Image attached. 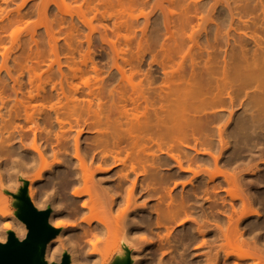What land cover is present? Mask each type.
Here are the masks:
<instances>
[{"label":"bare ground","instance_id":"6f19581e","mask_svg":"<svg viewBox=\"0 0 264 264\" xmlns=\"http://www.w3.org/2000/svg\"><path fill=\"white\" fill-rule=\"evenodd\" d=\"M90 1L99 12L116 7L111 29L133 53L107 24L95 43L85 18L86 45L54 33L45 46L32 31L17 42L22 53L0 50V241L11 229L27 234L6 192L28 182L32 202L52 204L61 227L49 262L67 252L71 264H141L154 246L148 264H263L264 0ZM8 13L9 25L24 18L20 7ZM43 65L57 66L53 80L41 78ZM155 229L165 233L153 242Z\"/></svg>","mask_w":264,"mask_h":264},{"label":"rangeland","instance_id":"374dc122","mask_svg":"<svg viewBox=\"0 0 264 264\" xmlns=\"http://www.w3.org/2000/svg\"><path fill=\"white\" fill-rule=\"evenodd\" d=\"M95 2H97L98 3V0H94ZM149 1V0H148ZM147 0H146V2H148ZM151 1V0H150ZM155 1V0H154ZM154 1H151V2H149V3H146V4H148V5H143L142 7H144V9H145V6H149V5H151L150 3H153ZM163 1V0H162ZM165 1V0H164ZM90 2H92V1H90V0H64V1H62V0H7V3H5V2H3V1H0V10L1 9H3L0 13H1V15L3 14V15H5L7 12H10V13H8V18L10 17V16H13L14 17V15L16 16V9L18 8V7H20V11H21V13L22 14H24V18H23V20H21V21H19L18 23L16 22V23H13V24H11V25H9V23H7L8 21L7 20H9V19H7V17L5 16V18H2V16L0 15V32H1V34H0V37L3 35V38H4V40L0 43V50H5L4 48H7L6 50H8V48H9V50L12 52V54H13V56H15V55H18V52H19V54L20 53H22V50L19 48V46H18V43H19V45L21 44V43H24L25 42V44L27 45V42L28 43H30L31 42V37H32V35H31V33H32V31H34V34H33V37L36 39V40H38V41H42L41 43L43 44V41H45L44 42V45L45 46H47V40L52 36V38H53V34L55 33V37H57V38H60L59 40H60V42L61 43H63L64 42V40H63V38L66 40H73V39H75V38H81V40L82 39H84L85 38V33L87 34V32H89V28L90 27H88L87 25H85V24H83V22L81 21V18H85L86 20H88V21H91V23L93 24V26L96 28H98L99 30H101L102 28H101V26L104 24V25H106L107 24V28H108V34L111 36V39H110V37H109V35H108V37H109V39L110 40H112V38H113V40L114 41H116L115 39H117L118 40V34H114V32H113V30L111 29L112 27H111V25H113V20H115L114 18V16L115 15H113L114 13L115 14H117L118 12H116L117 10H116V7L114 8V7H112V8H114L115 9V12H113V14H111L112 13V11H114V9L113 10H111L110 9V11H108V10H106L104 7L105 6H100V7H103L105 10H106V12H104V15H105V13H109V14H111L112 15V17L113 18H109L110 16H108L107 14L105 15V17L107 16L108 18H103L102 17V13H100L101 11H105L103 8L101 9L100 7V12H99V10H96V9H94L93 7V4L92 3H90ZM167 2V1H166ZM165 2V3H166ZM56 3H59L60 4V8L57 6V4ZM97 3H95V4H97ZM154 3H157L158 4V2L156 1V2H154ZM175 4H177V3H175ZM139 4H137V5H134V6H138ZM142 5V4H141ZM141 5H140V7H138V8H142L141 7ZM178 5V4H177ZM152 6H154V5H152ZM152 6H150V9H152L151 7ZM166 6L167 7H169L170 8V6L171 5H167L166 4ZM173 6V5H172ZM174 6H176V5H174ZM107 8H108V6H107ZM110 8V7H109ZM108 8V9H109ZM133 8V7H132ZM131 8V9H132ZM136 8V7H135ZM146 8H149V7H146ZM172 8H174V7H171V9ZM176 8H177V10H176ZM176 8H174L175 9V11H177L178 12V7L176 6ZM118 9V8H117ZM134 9V8H133ZM127 10V9H126ZM136 10V9H135ZM140 10V9H139ZM138 10V11H139ZM147 10V9H146ZM146 10H144V11H146ZM11 11H14L13 13H14V15H13V13H11ZM123 11H125V9L123 10ZM131 11V10H130ZM134 11V10H133ZM134 11L135 13H132V11H131V14H133V15H135L136 14V16H139L138 18V20L140 21L141 20V25H143L142 24V22H144L143 20H144V17L143 16H141V15H137L138 13H140L141 11ZM180 11V10H179ZM119 12H121V11H119ZM128 10H127V12H121V13H127V15H129L128 14ZM148 12H149V10H148ZM130 13V12H129ZM159 13V12H158ZM158 13H153V15H151L152 16V24L153 25H155L156 24V20H157V22L159 23V22H162V16H161V14H159L160 15V17H158ZM103 15V16H104ZM120 15H123V14H120ZM155 15V16H154ZM130 16V15H129ZM124 17H125V14H124ZM140 17H141V19H140ZM162 17V18H161ZM12 18V17H11ZM128 18H130V17H128L127 16V19ZM161 18V19H160ZM82 19V20H83ZM125 19V18H124ZM131 19V18H130ZM159 19H160V21H159ZM3 20H5L4 21V23H3ZM155 20V21H154ZM71 21H74V22H78L79 24V26H80V28H82V31L80 32V34L78 33V34H76V33H72V30H71V27H72V23H74V22H72L71 23ZM150 21V22H151ZM82 24V25H81ZM151 24V23H150ZM4 25V27L3 28H6L5 30H2L3 28L1 27V26H3ZM5 25H9V26H6L5 27ZM103 25V26H104ZM140 25V26H141ZM153 28V26L152 25H150V29H152ZM96 28V29H97ZM95 30L94 32H95V34L94 33H92L93 34V38H94V40L93 41H95V43H97V44H100L101 43V40H100V32L98 33V31L99 30ZM123 30H119V31H121V32H118L119 34H122V35H124V34H126V35H128L129 34V36L132 34L133 36H134V33H130L131 31L129 30V32L128 31H126V28H125V30H124V28H122ZM138 30V31H137ZM136 31H137V33L139 32V28L137 29ZM102 32H103V34H104V28L102 29ZM111 32H113V33H111ZM127 32H128V34H127ZM50 34H51V36H50ZM74 34H76V35H74ZM140 34V33H139ZM138 34V35H139ZM101 35H102V33H101ZM136 35V34H135ZM149 35H150V33H149ZM137 36V35H136ZM139 36H141V35H139ZM139 36H138V38H139ZM32 37V38H33ZM123 37V36H122ZM121 37V39L123 40H118V42L119 41H121L123 44H124V46L126 47V43H125V41H126V39H125V41H124V38H122ZM131 37V36H130ZM149 37V36H148ZM136 38V37H135ZM134 38V39H135ZM151 38V37H150ZM102 39V38H101ZM108 39V40H109ZM120 39V38H119ZM133 38L131 37V41H132V43H130V45L132 44V45H134L133 44V41L134 40H132ZM63 41V42H62ZM86 40L84 39V44L86 43L85 42ZM98 41V42H97ZM135 41H136V39H135ZM18 42V43H17ZM21 42V43H20ZM100 42V43H99ZM120 43V42H119ZM121 44V43H120ZM129 44V43H128ZM136 44V46H137V43H135ZM22 45V44H21ZM86 45V44H85ZM105 45V44H104ZM122 45V44H121ZM131 45V46H132ZM44 46V47H45ZM123 45H122V47H124ZM128 46V45H127ZM130 46V47H131ZM135 46V45H134ZM134 46H132L131 48H137L136 46L134 47ZM124 47V48H125ZM97 48V52H96V50H94V49H96ZM96 48H95V46L93 47V52H96V53H93L92 52V54L94 55L95 54V56H96V58L98 59V60H103V58H104V60H103V62L104 61H107V57H108V52L105 50V49H99L100 47L99 46H96ZM108 48V47H107ZM129 48V47H128ZM125 48L126 49V52L128 51H131V49L129 48ZM43 49H45V48H43ZM20 50V51H19ZM46 50H47V47H46ZM46 50H44V52L45 53H47L46 52ZM100 50V51H99ZM137 50V49H136ZM136 50H133L134 51V53L136 52ZM9 51V52H10ZM10 52V53H11ZM49 52H50V50H49ZM109 52H110V50H109ZM126 53V54H129V53ZM14 53H17V54H14ZM44 53V54H45ZM131 53H133L132 51H131ZM130 53V54H131ZM149 52H147L146 53V59H147V62H148V60H150L149 59V54H148ZM49 54V53H48ZM47 54V55H48ZM129 54V55H130ZM79 55V54H78ZM128 55V56H129ZM12 56V55H11ZM127 56V57H128ZM78 57V56H77ZM80 57V56H79ZM78 57V58H79ZM48 58H50L49 57V55H48V57H46V61H48V62H50L49 61V59ZM0 59H1V55H0ZM48 59V60H47ZM64 61H65V58H64ZM110 65V64H109ZM147 66V64L144 66V69H146L145 67ZM42 67H44L45 69L43 70V73L41 74V78H42V76H45L47 73L49 74V76L48 77H50V75H51V72H53V74H54V69H56L55 71L57 72V66H55V68L49 73V71H47V73H45V71H46V69H47V67L46 66H42ZM148 68V67H147ZM43 69V68H42ZM40 70H41V68H40ZM42 71V70H41ZM41 71L39 72V69L37 70V72H39V74L41 73ZM103 71H106V69H104ZM56 72H55V74H56ZM44 73H45V75H44ZM105 73V72H104ZM52 74V75H53ZM51 75V77H50V80H51V78L52 77H54V76H52ZM47 76V75H46ZM45 76V77H46ZM25 80H27V74L25 75ZM55 78V77H54ZM54 78H52V80L54 79ZM82 80V78H79V80ZM38 80H39V82H38ZM36 82H38V83H36V84H38V85H41V83H42V85H43V80L44 81H46L47 80V78L45 79H41V83H40V79H38ZM81 80L79 81V82H81ZM77 81H78V79H77ZM83 81V80H82ZM48 82H50L49 81V78H48ZM48 82L46 81V82H44L45 84V86H46V83H47V86L48 87H50V85H48ZM7 83H10V81H8ZM51 84V83H50ZM50 160H51V158H50ZM223 168V167H222ZM38 169V168H37ZM36 169V170H37ZM35 170V171H36ZM33 172H34V170H32ZM31 171V172H32ZM52 181V176L51 175H48V177L46 178V180H44V181H42L41 182V184L42 185H46L47 183H50ZM44 185V186H45ZM171 186H173L172 184H171ZM18 188L17 189H9V191H5L6 192V194L10 197V199H11V206H12V208H13V210L15 211L17 208L15 207V205L13 204V202H14V197H15V195H18L17 194V192H18ZM11 192H12V194H11ZM13 195V196H12ZM151 203H154L155 204V198H153L152 199V201H151ZM47 207H51L52 208V210H53V205L52 204H49L48 206H44L43 208H40V209H44V208H47ZM72 218V219H71ZM70 218V221L71 222H76L77 220L75 219V217H71ZM58 228H60L61 229V227H58ZM177 228L178 229H180V227H178L177 226ZM11 230H13L14 232H15V230L14 229H11ZM10 230H8V232H9ZM152 230H149L148 232H147V236H148V239H150V240H154L155 239V237L157 238L158 236L156 235V234H158V231L160 232V230L159 229H155V230H153L152 232H151ZM161 231H163L164 233H165V230H161ZM150 232V233H149ZM157 232V233H156ZM163 232H160V233H163ZM178 231H176V233H177ZM72 233V234H71ZM77 233V234H76ZM78 233H79V230L77 231H72V232H70V235L72 236V235H74V234H76V236L78 235ZM76 236H74V238H76ZM154 237V238H152L151 239V237ZM152 242V241H151ZM153 242H155V240L153 241ZM158 244H159V242H158ZM81 246V249H82V252L84 251V254L82 253V256H83V258H84V260H86L87 259V253L85 252V251H87V248H86V246H85V243H82V245H80ZM153 248H154V246H151L147 251H146V253H147V256H146V260H142V263L143 264H148V262H150L152 259H155V260H157V258H155L154 257V255H153ZM151 250V251H150ZM173 250V249H172ZM149 252H151L150 253V255H149ZM152 255V256H151ZM86 258H85V257ZM151 257V258H150ZM153 257V258H152ZM139 259H140V257H138ZM141 260V259H140ZM258 260V259H257ZM257 260L255 259V262L256 263H259V262H257ZM251 261V260H250ZM260 261V260H259ZM147 262V263H146ZM153 262H155V261H153ZM245 262H248L247 260L245 261ZM254 262V263H255ZM112 263V262H111ZM110 263V264H111ZM141 263V264H142ZM105 264H109V262L108 263H105ZM264 264V263H263Z\"/></svg>","mask_w":264,"mask_h":264},{"label":"water","instance_id":"95a60500","mask_svg":"<svg viewBox=\"0 0 264 264\" xmlns=\"http://www.w3.org/2000/svg\"><path fill=\"white\" fill-rule=\"evenodd\" d=\"M17 194L13 202L17 208L15 211L26 224L28 231L25 237L19 238L13 230H10L7 240L0 241V264H71L67 252L59 262H49L45 258L48 243L61 231L50 222L52 208L36 207L28 196V182L20 187ZM131 263V258H128L126 263L111 264Z\"/></svg>","mask_w":264,"mask_h":264}]
</instances>
